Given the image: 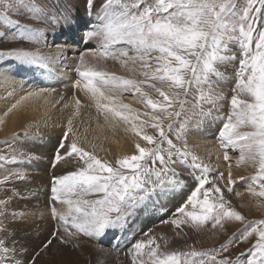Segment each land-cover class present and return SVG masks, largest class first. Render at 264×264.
<instances>
[{
  "label": "snow or ice",
  "instance_id": "1",
  "mask_svg": "<svg viewBox=\"0 0 264 264\" xmlns=\"http://www.w3.org/2000/svg\"><path fill=\"white\" fill-rule=\"evenodd\" d=\"M83 2L90 20L83 30L81 41L88 43L95 38H102L105 48L109 44L121 42L131 46L137 54L132 57L133 60L154 59L158 63L156 73H163V75L158 76L154 73L152 79L167 80L171 86L182 89L185 95L188 94V86L193 84H209L211 87V76L223 79L217 66L231 63L236 59L235 54L229 55L231 51L229 44H237L241 58L239 68L235 72L236 87L233 92L236 94L231 97L232 111L227 122L223 124L219 137L221 146L225 149V161L229 160L228 147L231 146L234 150L238 148L240 160H247L254 166H258L259 176L264 177V0H246L243 7L238 0H154V2L151 0H99V2L83 0ZM257 3L260 7H255ZM21 9L35 14L31 18L39 20L43 27L20 25L17 20L10 18L11 14L18 13ZM165 13L167 15H164ZM93 14L94 20L91 19ZM74 20L75 18L67 10L50 14L43 3H37V0H0V24L8 28L15 26L20 30L19 34L12 36H5L3 32H0V37L5 40H28L37 46L34 51L26 50L24 47L2 51L0 59L12 58L22 66L47 69L52 62L51 57L41 52L42 47H50L46 30L55 32L57 29L62 31L64 27L71 29ZM258 22H260L259 27H257ZM51 44L56 45L58 50H62L63 46L67 45L64 42L54 43L52 40ZM121 55L127 56L128 53L122 51ZM80 65L85 69L81 71L77 68L79 75L86 81L83 87L94 97L97 93L103 96L100 89L108 84L115 88L135 89L137 93H140V88L135 81L94 71L86 65L83 56L80 57ZM142 67L148 68L150 65L145 62ZM8 75L10 74L0 72V77L6 78ZM94 80L99 86L93 83ZM79 83L77 81L76 86H79ZM44 91L47 90L30 91L28 95L35 96ZM156 91L164 98V101L170 100L165 92L159 89ZM140 95L143 96L144 93ZM241 96L251 99H242ZM201 98L208 100L213 107L222 99L220 95L204 97L203 93ZM171 102L177 103L175 100ZM178 103L183 109L185 101L180 100ZM79 104L80 101L77 100V105ZM146 104L153 110L158 107V103L152 99H146ZM160 106L165 107L163 102H160ZM98 107L106 108L114 112L116 116L123 115L120 111L109 108L108 105L98 104ZM124 107L127 106L124 105ZM175 115L180 116L181 113L176 112ZM208 115L210 111L209 113H205L203 109L199 112L194 111L189 120L181 124V133L187 136L191 132L199 131L201 121ZM124 118L127 119V117ZM153 119L159 118L154 116ZM153 127L158 129L160 138L169 145L167 159L160 154L162 149L159 147L149 149L137 144L139 154L118 159L116 161L118 167L101 161L91 153L84 152L75 142L70 145L65 144L64 140H67L68 132L64 133L60 147L66 149L65 156L76 155L87 165L70 174L54 177L50 185L52 201L67 203L70 205V212L74 207L75 213L79 214L73 215L69 224L68 218L57 216L53 207V215L56 216L67 236L78 237L82 233L85 237L96 238V242L100 243L109 232L115 233L124 228L128 219L139 210L138 206L150 200L152 195H164L174 190L175 177L178 173L171 167L177 163L173 151L179 155L181 149H176L159 124H153ZM171 127L169 125V130ZM137 135L140 133L138 132ZM142 139L148 144L155 143V138L151 135H143ZM183 154L187 155V152ZM151 157H155V160L159 162L158 171L145 169L141 163ZM11 158L16 160L22 157L13 155ZM7 159L6 156H0V161ZM55 159L60 160L63 157L57 155ZM68 162L70 161L65 160V163ZM125 169L130 170V174L123 171ZM153 175L156 177L155 180L152 179ZM220 175L223 176L222 173ZM28 179V172L6 169L0 184L17 180L23 182ZM194 179L197 187L189 195L186 204H191L195 208L198 203L200 212L188 211L186 205H181L177 207L176 213L185 219L184 221L173 219L174 225L180 227L181 223L190 221L193 227H199L206 221L213 220L215 221L213 227H216L225 218L244 220L238 212L225 207L226 201L218 186L204 188V185L208 183L207 176L194 177ZM240 179L243 181L244 178ZM228 184L230 185L228 191L231 192V185L235 184L231 173H229ZM260 188L258 195L264 197V183L260 185ZM11 191L14 197L22 195L15 185L12 186ZM92 193L103 195L94 201H77L73 205V196L81 197ZM201 193L203 200L198 199ZM210 194L215 197L211 203ZM0 202L7 203L3 198H0ZM7 216L6 210H0V217L7 218ZM23 218V216L20 217V219ZM12 219H17L15 214L12 215ZM252 224L259 226L252 227L250 224L248 227H251V231L246 227L240 232L241 242H247L254 234L258 237L251 245V258L247 260L241 259L245 253H241L235 260L227 256H221L218 259L214 254L217 250H213V253H201L195 250L190 254L171 252L159 256L155 248H150L148 256L151 264H264V220L254 221ZM52 238L68 243L59 229L53 232ZM232 239L230 238V242ZM52 242L53 240L49 239L42 247L47 249ZM153 243V239L147 241L149 246ZM145 246L144 241H137L132 250L139 256ZM227 250L228 245L225 244L218 251L227 252ZM26 251L25 245L17 238L16 230L0 224V264H25L18 257ZM182 255L208 259L182 261ZM35 259L36 257L33 256L27 264H35Z\"/></svg>",
  "mask_w": 264,
  "mask_h": 264
},
{
  "label": "bare ground",
  "instance_id": "2",
  "mask_svg": "<svg viewBox=\"0 0 264 264\" xmlns=\"http://www.w3.org/2000/svg\"><path fill=\"white\" fill-rule=\"evenodd\" d=\"M78 7H84V5H76L75 8L79 11ZM80 11L78 15L72 14L75 20L71 29L64 27L62 31L57 29L55 32L46 30L50 47H42L41 52L51 57L52 62L49 63L47 69L22 66L12 58L0 59V72L10 74L6 78L0 77V142H13L10 146L13 153L8 154L6 156L8 159L4 160L3 163L13 171L29 173L27 181L17 180L0 184V198L7 202L6 204L0 202V210H6L8 213L7 218L0 217V224L16 230L17 238L27 248V251L18 257V259L26 262L25 264L33 256L36 257L35 264H94L97 259L99 261L102 257L99 248L95 246L96 238L85 237L82 233L78 237L67 236L52 211L54 207L57 216H66L69 224H71L73 215H79L75 213L74 207L71 208L70 212V205L67 203L52 201L50 185L54 177L70 174L87 167V165L83 159L76 155L66 157V149L62 150L61 156L63 159L52 163L51 156L59 139L53 138L51 141L46 139L45 142L44 139L38 136L43 134L47 137H60L68 132L66 140L68 145L75 142L84 152L91 153L101 161L116 167H118L116 165L118 159L139 154L136 148L137 144L140 147L149 149L151 145L142 139V136L147 135L146 130H151L156 121L153 122L154 119L144 115L146 110L142 103L146 104V99H150V95L148 94V96L140 87L139 79L145 73L149 76L152 74V71L156 69V61L154 59L147 61L133 60L132 57L137 54L131 46L122 42L109 44L105 48L102 38H95L88 43L81 41L80 37L83 35V30L90 17L82 10ZM35 26L43 27L42 24ZM51 40L54 43L64 42L67 45H64L62 50H58L56 45L51 44ZM14 47H24L26 50L34 51L37 46H34L31 41L23 40ZM122 51H126L128 55H121ZM81 56L85 58L86 65L94 71L135 81L140 88V93H144V95L141 96L135 89L115 88L108 84L100 89L103 96L97 93L94 97L90 91L83 87L86 81L77 72V68H80L81 71L85 70L80 65ZM145 62H151L150 67H142ZM77 81L80 82L79 86H76ZM93 83L99 86L97 81L94 80ZM40 89H46L47 91L35 96L28 95L30 91L39 92ZM77 100L80 101L79 105H77ZM98 104L108 105L109 108H114L123 115L116 116L114 112L98 107ZM124 105L127 107H124ZM124 117H127V119ZM69 121H71V124H69ZM158 123L161 124V122ZM210 130L212 131L209 127L201 130L200 125L199 131L191 132L186 136L190 147L193 146L194 150L191 149V151L199 157V160L206 161L213 172L222 173V178H228L229 180V173H231L232 180L235 183L241 181V177L247 183L251 182V186L258 182L262 178L258 174V166H254L247 160L241 161L238 148L235 150L236 152L232 151L234 149H231L230 153L227 152L229 160L225 161V152L223 154L220 151L219 154L216 153V146L213 142H210L211 140L209 141L206 136L199 135L204 131V133L210 132ZM138 132L140 135H137ZM25 134L27 139L32 140L36 145L28 147L30 144L20 138L21 135ZM149 135L155 138L157 134L151 130ZM221 149L220 147L219 150ZM31 151L36 152L39 157L34 159V155V158L28 159L26 154ZM216 154L217 157H215ZM13 155L22 158L13 160L11 158ZM43 155L48 156L47 162H44ZM65 160L70 162L65 163ZM227 162L229 163L227 164ZM190 178L192 179L191 183H195L193 175H186L184 180L189 181ZM2 179L3 177L0 178V180ZM175 181L174 190H170L164 195H152L150 200H146L138 206L139 210L129 219H132V221L139 219V221L145 222L143 219H153L152 212L156 208V211L161 213L163 209L171 208L172 204L174 206L178 205L183 200L184 193L182 190L184 188L182 182L176 178ZM13 185L21 191V196L14 197L11 191ZM260 190V187H256L255 191L252 190V187L249 190L250 196L256 201L257 209L264 208V197L258 195ZM200 196L203 197V194L201 193ZM210 197L211 203L215 197ZM76 198V196L72 197L73 205L81 200V198ZM145 204L146 206H144ZM196 207L199 208L200 212L198 203ZM13 214L16 215L17 219H12ZM22 216L24 217L23 221L20 219ZM137 226L135 231L138 228ZM58 229L68 240V243L65 244L58 238H52L53 232ZM218 232L223 239L230 234L222 226L219 227ZM155 238L164 254L177 252L178 244L182 242L176 239L177 236L166 231L158 232ZM49 239H52L53 242L50 247L44 249L42 245ZM228 251L235 253L237 248Z\"/></svg>",
  "mask_w": 264,
  "mask_h": 264
},
{
  "label": "rangeland",
  "instance_id": "3",
  "mask_svg": "<svg viewBox=\"0 0 264 264\" xmlns=\"http://www.w3.org/2000/svg\"><path fill=\"white\" fill-rule=\"evenodd\" d=\"M41 2H43L44 7L50 14L60 13L65 10L69 11L73 15H78L81 12L80 10L86 13L85 7H78L79 11L75 8L76 5L77 6L84 5L83 0H37V3H41ZM97 2H99V0H97ZM151 2H154V0H151ZM238 3L240 4L241 7H243L246 4V0H238ZM255 7H260V5L257 3ZM170 11L171 9L169 10V12ZM34 15L35 14L31 13L26 9H21L18 13L11 14L10 18L13 20H17L20 25L35 26L41 24L39 20L31 18ZM164 15H167V13H165ZM91 18L95 19L94 14ZM259 26H260V22H258L257 24V27ZM19 31L20 30H18L17 27L15 26L8 28L0 24V32H3L5 36H12L14 34H19ZM22 41L15 39L5 40L3 37H0V52L10 50L16 44ZM252 47L254 48L255 45L253 44ZM229 48L231 49L229 55L235 54L236 59L231 63L217 66L219 72L223 76V79H221L220 77L211 76L210 77L211 87H209V84H201V85L193 84L191 86H188L189 91L188 94L185 95L182 89L176 88L175 86H171L170 82L167 80L152 79L154 73L158 76L163 75V73H156V69L159 67L157 62L155 66L156 69L152 71V74L150 76L147 74H143L141 79H139L141 85L140 87H142V89L145 91V93H147V95L148 94L150 95V96L148 95L150 99L158 103V107L156 110H153L147 104L142 103V105L146 110L145 111L146 113H144V115L148 116L149 118L151 117L150 119H153L154 116L158 117L159 119H155L153 120V122L156 121L155 124H159L163 128L164 132L167 134V138L172 141L176 149H181V154L179 155L175 151H173V156L177 160V163L171 165V167L175 169L176 173H178V176H176L175 178L178 181L182 182L181 184L182 187L184 188L182 190V192L184 193V197H183L184 201L181 200L180 202L182 203L180 204L179 202V204L175 206L172 204L171 207L172 209L171 208L163 209L161 213H158V211H156L157 209L156 208L154 212H152L153 219L150 220L143 219L145 222H142V220L139 221V219H135L134 221H132V219H128V222L124 226V228L120 229L115 233L110 232L106 234L102 238L100 243L95 242V246L99 248L102 257L100 258L99 261L97 259V261L94 264H112V263L113 264L114 263L115 264H151V260L148 256V252L150 248H155L159 256H162L164 254V252L161 250V247L158 246L157 240L155 238V235H157L158 232H164V231L177 236L176 239L179 240V242L182 241L178 244L179 248L177 250V252L182 254H190L193 250L201 253L203 252L213 253V250H217L215 251L214 254L217 256L218 259L221 256H227L229 259L235 260L240 256L241 253H245V256L241 258L242 260H247L251 258V251H252L251 245L256 242L258 237L254 234L253 236L249 237L247 242H241L240 232L246 227H248L250 224L252 227L259 226L252 224V222L264 220V208L257 209L255 205L256 203L255 199L251 197L249 194V190L251 187L252 190L255 191L256 187L258 188L262 183H264V177L258 180V182H255L253 186H251L252 185L251 182H249L250 183L249 185V183H247V181H245L244 179L243 181H238L234 185H231L232 191L229 192L228 188L230 187V185L228 184V178H222L220 173L218 174V172L216 173L210 170L209 168L210 165L206 161L201 159L199 160V157H197L194 154V152L191 151V149L192 150L194 149L193 146L190 147L188 138H186V136H184L180 131L181 124L185 121H188L189 118L193 115L194 111L199 112L201 109H203L205 113H209L210 111V115H208L206 119H203L200 125H201V130L205 129V127H209V129H212V131L210 130V132H206V133H204L205 132L204 131L203 132L204 134L200 133L199 135L206 136L209 141L211 140L210 142H213L214 146H216L215 148L216 153L218 152L219 154L221 152V154H223L225 152V149L221 146V140L219 134L220 131L222 130L223 124L227 122V118L230 112L232 111V106L230 101L232 95L236 94L233 92V89L236 87L235 72L239 68V59L241 58L240 49L237 44H229ZM151 62H148V64H150ZM156 89L165 92V94L169 96L170 100L164 101V98L159 95V92L156 91ZM201 93H203L204 97H208L210 95H220L222 99L216 103L215 107H213V105L208 100L201 98ZM240 98L249 99V100L251 99L250 97H246V96H241ZM173 100L177 101V103H172L171 101ZM180 100L185 101L183 109L178 103V101ZM160 102H163L165 107L162 108L160 106ZM176 112H180L181 115L176 116L175 115ZM158 122H161V124ZM169 125L172 126L171 130H169ZM151 130L157 135H155V143L150 145V149L154 147H159L160 149H162L160 154L164 155L165 158L167 159L169 145L160 138L159 131L157 128L152 127ZM151 130L149 129L146 130L147 135H149ZM241 130L244 131L248 129H241ZM41 135L38 137L44 139L45 142L46 139L47 141L48 140L51 141L53 138H55V139H59L58 141L61 143L63 139L62 137H64V135L60 137H54V136L47 137V135H43V134ZM178 136L180 138H178ZM20 138L22 141H26L27 144H30L28 145V147H31L32 145H36L32 140L27 139L26 134L21 135ZM59 142L57 143L56 148L54 149L55 151L51 156L52 163L57 160L55 159L57 155L61 156L62 150L64 149L60 147ZM12 143L13 142L10 141L0 142V156H7L8 154L13 153V151L10 148ZM40 143L42 142L40 141ZM64 143L67 144L66 140H64ZM220 147L222 148L221 150H219ZM231 149H232L231 146H229L227 152L230 153ZM183 152H187V155H184ZM235 154L237 155V153ZM26 157L28 159L29 157L37 159L39 155L36 154V152L31 151L26 154ZM42 157L45 158L44 162L48 161L47 158L48 156L43 155ZM215 157H217V154ZM141 163L144 165V168L148 170L158 171L160 169V164L159 162L155 161V157L146 159ZM228 163L229 162H227V164ZM6 169H10L9 166L5 165L3 161H0V178L3 177V173ZM123 171L130 174V170L128 169H125ZM186 175L188 176L193 175L194 177L207 176L208 183L204 185V188L210 189L212 188L213 185L218 186L223 193L224 200L226 201L225 207L238 212L244 218V220L237 221L234 218L232 219L225 218L222 219L220 224L216 225V227H213V224L215 223V221L213 220H208L199 227H193L190 221L181 223L180 227L174 225L172 223L173 219H177L179 221H184L185 219L184 217H181L176 213L177 207L181 205H186L188 211H195L199 213L198 207L193 208L191 204H186V201L188 199L187 197H189L191 192L197 187L196 180H194L195 183L193 184L191 183L192 180L191 178L189 179V181L184 180ZM152 179L153 180L156 179L155 175L152 176ZM102 195L103 194L101 193H92V195L88 194L77 198H81L80 202L93 201L98 198H101ZM210 196L213 197L212 194H210ZM199 199L202 200L203 197L200 196ZM23 219H21V221H23ZM136 226L138 228L135 231ZM221 226L225 228L226 232L228 231L227 233H230L228 234V236H226L227 234L225 235L226 236L225 239L221 238L220 233L218 232L219 227ZM248 230L251 231V227H248ZM191 235L193 238L191 237ZM194 238L196 239V241ZM230 238H233L231 242H230ZM149 239L154 240V243L150 246L147 245V241ZM187 240L189 241L187 242ZM137 241H144L146 245L139 256H137L136 253L132 250L133 245ZM225 244L228 245L229 248L228 250L237 248V251L235 253H232L231 251L229 252L228 250L227 252L218 251L221 248V246ZM201 258L208 259L207 257H192L191 255L181 256L182 261L184 259H188L190 262Z\"/></svg>",
  "mask_w": 264,
  "mask_h": 264
}]
</instances>
